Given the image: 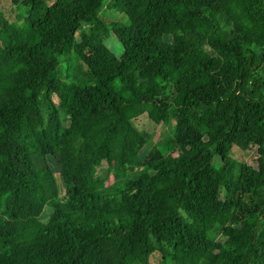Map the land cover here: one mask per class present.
<instances>
[{"label": "trees", "instance_id": "1", "mask_svg": "<svg viewBox=\"0 0 264 264\" xmlns=\"http://www.w3.org/2000/svg\"><path fill=\"white\" fill-rule=\"evenodd\" d=\"M8 1L0 264H264V0Z\"/></svg>", "mask_w": 264, "mask_h": 264}, {"label": "rangeland", "instance_id": "2", "mask_svg": "<svg viewBox=\"0 0 264 264\" xmlns=\"http://www.w3.org/2000/svg\"><path fill=\"white\" fill-rule=\"evenodd\" d=\"M17 12L18 11L10 4L8 0H0V14L4 15L7 19L13 21L15 19ZM101 17H102V20L106 22L107 24L112 23V22H118V21H122V22L126 21L125 18H122L118 14L112 12L111 10H109L108 7L104 8L101 14ZM16 27L25 40H30L32 38L33 33L27 24H25L24 22L16 23ZM103 48L106 50V52L110 53L111 56H114V57L121 56V47H119V45L116 43L113 37H110L108 40L106 39L104 41ZM163 145L165 144H162L159 147L165 155H168L169 152L167 148L164 147ZM153 146H154V140L152 139L148 143L145 150L142 152L141 154L142 159L146 158L147 154L150 152ZM53 168H54V165H53ZM57 178L59 180V177ZM60 195L61 196L64 195V191L62 187H59L58 191L54 190L52 192H49L48 200L50 202V205L52 201L56 199L57 197H59ZM49 216H50V211L49 209H47L43 216V220L46 221ZM209 236H210V239H212L217 245L220 244V241H221L220 235L215 230H209ZM160 260H161V257H158L157 255H155L153 260L150 259V263L153 262V264H162Z\"/></svg>", "mask_w": 264, "mask_h": 264}]
</instances>
